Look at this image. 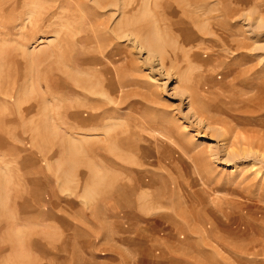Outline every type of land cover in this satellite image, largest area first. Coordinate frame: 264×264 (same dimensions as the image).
<instances>
[{
  "label": "rangeland",
  "instance_id": "374dc122",
  "mask_svg": "<svg viewBox=\"0 0 264 264\" xmlns=\"http://www.w3.org/2000/svg\"><path fill=\"white\" fill-rule=\"evenodd\" d=\"M110 1L0 0V264H264V0Z\"/></svg>",
  "mask_w": 264,
  "mask_h": 264
},
{
  "label": "bare ground",
  "instance_id": "6f19581e",
  "mask_svg": "<svg viewBox=\"0 0 264 264\" xmlns=\"http://www.w3.org/2000/svg\"><path fill=\"white\" fill-rule=\"evenodd\" d=\"M97 1V0H96ZM110 1V0H109ZM184 2L185 1V5H186V0H181V2ZM208 2V0H188V4H189V6H196L197 4L198 5H200L201 7H203V6H207V3ZM112 3V1H110L108 4H102V6L103 7H105V6H110V5H112L111 4ZM150 3V2H149ZM149 3H147L148 5H149ZM177 3H179L178 1H177ZM99 4V3H98ZM184 5V6H185ZM169 5L167 4V7H168ZM184 6H183V9H184ZM178 7V6H177ZM186 7V6H185ZM123 8V7H122ZM182 8V7H181ZM187 8V7H186ZM204 8V7H203ZM130 10V9H129ZM129 10H120L121 12H123V13H127V14H129ZM182 10V9H181ZM185 10V9H184ZM183 11V10H182ZM188 11V10H187ZM185 12V11H184ZM96 14H98V11H96V12H94V17L96 16ZM92 18V17H91ZM89 19H90V17H89ZM96 20V19H95ZM97 23V22H96ZM123 26V25H122ZM119 27V30H120V28L122 29H124L123 30V32H122V34H126V33H128V35H130V34H132V30L131 29H129L128 27ZM129 26V25H128ZM107 27V26H106ZM121 31V30H120ZM9 33H10V31H9ZM119 35V34H118ZM121 35V34H120ZM120 37V36H119ZM127 37V36H126ZM78 40H80V38H74V41H78ZM148 44H150L151 45V47H152V49L154 50V47H155V49L156 50H159L158 48H157V45L156 44H154V42H152V43H148ZM160 51V50H159ZM102 55V54H101ZM5 57V56H4ZM12 61V60H11ZM25 61V60H24ZM5 68V67H4ZM12 69V68H11ZM61 81V80H60ZM13 84H15V82L13 83ZM6 90V89H5ZM18 107V106H17ZM29 107H31V106H29ZM18 110V109H17ZM21 110V109H20ZM9 114H10V112H9ZM23 115V114H22ZM10 117V116H9ZM9 117H8V119L7 120H9ZM1 119L3 120L4 119V117H2V118H0V121H1ZM15 119V118H14ZM35 119V118H34ZM34 119L31 121L32 122V124H33V122H34ZM37 123V122H36ZM36 123H34V124H36Z\"/></svg>",
  "mask_w": 264,
  "mask_h": 264
}]
</instances>
